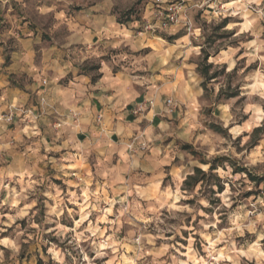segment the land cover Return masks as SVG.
I'll return each mask as SVG.
<instances>
[{"label": "clouds", "instance_id": "obj_1", "mask_svg": "<svg viewBox=\"0 0 264 264\" xmlns=\"http://www.w3.org/2000/svg\"><path fill=\"white\" fill-rule=\"evenodd\" d=\"M0 264H264V0H0Z\"/></svg>", "mask_w": 264, "mask_h": 264}]
</instances>
